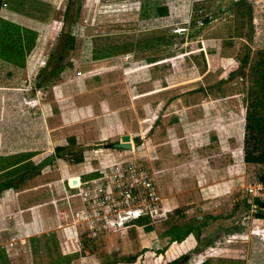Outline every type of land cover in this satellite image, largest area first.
<instances>
[{
    "label": "rangeland",
    "instance_id": "1",
    "mask_svg": "<svg viewBox=\"0 0 264 264\" xmlns=\"http://www.w3.org/2000/svg\"><path fill=\"white\" fill-rule=\"evenodd\" d=\"M218 2L46 0L36 30L3 22L0 56L34 65L0 88V261L176 264L181 245L179 264H264V166L244 160L264 0Z\"/></svg>",
    "mask_w": 264,
    "mask_h": 264
},
{
    "label": "crops",
    "instance_id": "2",
    "mask_svg": "<svg viewBox=\"0 0 264 264\" xmlns=\"http://www.w3.org/2000/svg\"><path fill=\"white\" fill-rule=\"evenodd\" d=\"M1 1L2 3L0 6V34H1V28H3L2 27L3 22L14 23L16 25H19L25 28L36 30L35 25H37V23L39 22V18H37L32 13L31 11L32 8L29 7L27 4L30 2L33 3L34 5L32 7H34L36 4L44 5L46 0H18L17 3L13 2V0H7V1L1 0ZM214 1L216 0H213V2ZM9 2H12L10 4L11 8L9 6ZM5 58L7 57L0 56V88H14L15 84H17L21 80L20 75H24V72H26L30 68L31 69L33 68V65H34L33 60H32L33 57H31L30 60H27L26 62L23 61L21 63H18L15 61H7ZM249 164H253V163H249ZM253 165L264 166L263 164H253ZM197 234L199 235V237L205 236V234L200 232V230H198ZM145 252H148V250H145ZM150 252L152 253L153 251H150ZM188 252L189 251L185 250L181 245L178 246L175 249V252L172 254L173 255L172 260H169V262L173 261L174 263L176 262L174 260H177L176 264H179L181 260L186 258V255ZM0 257H3L1 253H0ZM85 257H88V256H85ZM219 258H223V259L226 258V255L224 254V252H221L220 254H218V259ZM128 262H131V261H128ZM0 264H8V263L7 261H2L1 259ZM180 264H183V263H180ZM197 264H202V262H198Z\"/></svg>",
    "mask_w": 264,
    "mask_h": 264
},
{
    "label": "trees",
    "instance_id": "3",
    "mask_svg": "<svg viewBox=\"0 0 264 264\" xmlns=\"http://www.w3.org/2000/svg\"><path fill=\"white\" fill-rule=\"evenodd\" d=\"M1 3L2 1L0 0V6H1ZM209 19L210 18H206L203 24L208 23L210 21ZM248 60L249 59L247 56L244 59V61L247 62ZM234 74L235 72L232 73L231 76H233ZM238 74L243 75L244 73H238ZM262 108H264V104L259 105L258 103H256V106L254 107L253 110H250V112H248V115L246 118L245 141H244V151H245L244 160L247 163L264 164V112H263L264 109ZM61 150H63L62 147L57 148L58 154H60ZM9 187H12V186H9ZM258 216L264 217V214L263 215L258 214ZM152 229H153L152 226L146 227V230L148 231ZM189 233H190V229L186 232V235H188ZM178 239H182V238L179 237ZM174 261H177V260H174Z\"/></svg>",
    "mask_w": 264,
    "mask_h": 264
},
{
    "label": "water",
    "instance_id": "4",
    "mask_svg": "<svg viewBox=\"0 0 264 264\" xmlns=\"http://www.w3.org/2000/svg\"><path fill=\"white\" fill-rule=\"evenodd\" d=\"M108 147L131 149L133 148L132 137L130 134H125L122 136L120 141L113 142L109 144Z\"/></svg>",
    "mask_w": 264,
    "mask_h": 264
},
{
    "label": "bare ground",
    "instance_id": "5",
    "mask_svg": "<svg viewBox=\"0 0 264 264\" xmlns=\"http://www.w3.org/2000/svg\"><path fill=\"white\" fill-rule=\"evenodd\" d=\"M133 142V141H132ZM133 145H134V143H133Z\"/></svg>",
    "mask_w": 264,
    "mask_h": 264
},
{
    "label": "built area",
    "instance_id": "6",
    "mask_svg": "<svg viewBox=\"0 0 264 264\" xmlns=\"http://www.w3.org/2000/svg\"><path fill=\"white\" fill-rule=\"evenodd\" d=\"M4 5H6V4H4ZM252 190V189H251Z\"/></svg>",
    "mask_w": 264,
    "mask_h": 264
}]
</instances>
